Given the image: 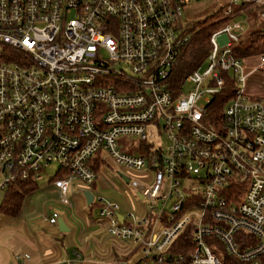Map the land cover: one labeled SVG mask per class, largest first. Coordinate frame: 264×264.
<instances>
[{
  "label": "built area",
  "instance_id": "built-area-1",
  "mask_svg": "<svg viewBox=\"0 0 264 264\" xmlns=\"http://www.w3.org/2000/svg\"><path fill=\"white\" fill-rule=\"evenodd\" d=\"M193 1L0 0V46L15 54L0 59V190L57 165L56 224L71 217L69 185L91 192L112 166L125 191L91 192L89 206L131 254L108 264H264V99L235 55L247 21L214 30L206 66L172 89ZM241 5L264 21L262 0H227L222 14ZM153 132L169 144L148 143ZM185 230L191 245L176 253ZM60 264L107 263L74 251Z\"/></svg>",
  "mask_w": 264,
  "mask_h": 264
},
{
  "label": "crops",
  "instance_id": "crops-1",
  "mask_svg": "<svg viewBox=\"0 0 264 264\" xmlns=\"http://www.w3.org/2000/svg\"><path fill=\"white\" fill-rule=\"evenodd\" d=\"M105 169L106 170H99L97 181L95 185L92 186L93 188H91V192H96L97 190L95 189H97V187L102 190L101 188L103 187L101 186V183L106 182L105 178L107 177L109 178V181H111V176L116 183L114 189L111 191L117 189L125 191V188L118 183L117 174L115 175L113 170L114 168L108 166ZM108 173L111 175H108ZM77 185H81V183L72 182L69 185L67 193L72 206L71 217H69L70 212L65 210L61 211L60 219L64 225L68 227V231L66 232L61 233L58 228V222L55 225L50 224L47 220V216L51 214L52 208L58 203L59 199L57 190L50 181L46 182V184L40 188H45L47 190V198L45 201H48L42 211L36 212L33 209V212L29 214V212L25 210L23 211V217L20 218V220L17 218L19 215L18 211L14 214L6 213L5 219L12 223L10 226L13 228L6 226L7 228H10L6 230V232H8L7 236H0V264H19L15 259L16 255H18L16 253H26L29 255V258L24 259L22 264H60L65 259L73 257L74 251H79L82 258L88 262L100 261L108 264L112 259L117 257H130V245H126V242L109 236L100 225L96 224L95 219H93L92 224L89 223V225L84 227V223L75 216V214H77L82 217L83 214H81V212H83L84 206L88 205L84 197V192L87 191V187L80 188ZM38 188L39 187L37 186L35 190ZM33 192L27 193L25 196L30 195ZM93 209V207L89 206V210L86 214V218H88L89 222L91 220ZM79 221L81 222L80 226L77 225V222ZM86 227H88L87 230L90 231V234L83 238L81 242L78 235L79 232ZM99 234H106V237L104 238L105 240H101L102 243L98 244L99 253L101 254L100 256L103 257L91 258L89 252L92 251V246L95 247L94 240ZM110 237L115 239V241L113 239L110 240ZM106 243L107 245H105Z\"/></svg>",
  "mask_w": 264,
  "mask_h": 264
},
{
  "label": "trees",
  "instance_id": "trees-1",
  "mask_svg": "<svg viewBox=\"0 0 264 264\" xmlns=\"http://www.w3.org/2000/svg\"><path fill=\"white\" fill-rule=\"evenodd\" d=\"M249 6L253 7L254 11H251L249 15L254 19H258L259 26L254 27L248 32L246 40H243L244 35L240 41L235 46V55L241 59H245L249 56L264 55V24L259 17V7L253 5H241L234 7L230 14H222V8L213 11L203 17L198 19L190 20L183 26L184 31L189 35V40L184 45L182 51L177 60V64L174 67L173 73L169 76L168 87L176 89L179 83L185 78V76L199 68L205 61L210 50L209 37L210 34L224 25L226 22L232 20V17L238 15L246 18L245 13L241 12L243 7ZM248 22V20H247ZM248 25V23H247ZM15 54L12 52L11 48L8 46H0V59L10 61L11 56ZM229 84L232 83L228 81ZM230 94L223 97H218L213 105H218L220 108L223 104L227 102ZM260 98V97H258ZM37 181H16L13 185H10L6 189L2 202L0 204V210L5 213L14 214L17 213L21 200L25 194L33 192L37 188ZM189 230H185L183 235H180L173 245V251L176 253L182 252L181 250L188 245L190 247L191 242L187 244V240L191 241L189 238ZM188 235V236H186ZM188 237V238H187ZM186 240V242H185Z\"/></svg>",
  "mask_w": 264,
  "mask_h": 264
},
{
  "label": "rangeland",
  "instance_id": "rangeland-1",
  "mask_svg": "<svg viewBox=\"0 0 264 264\" xmlns=\"http://www.w3.org/2000/svg\"><path fill=\"white\" fill-rule=\"evenodd\" d=\"M264 2V0H262ZM227 3V0H196L193 1L191 4H189L187 7H185L183 9V13H182V19H183V25H185L186 23L190 22V20L193 19H198L199 17H203L209 13H212L213 11H216L217 9H220L222 6H225ZM254 11L253 7H249V6H245L243 7V9H241L242 13H245L244 15H246L245 17L242 16H234L232 17V20H248V25L246 26V33L244 35L243 40H246L247 36H248V32H250V30L254 27L259 26V22L258 19H254L253 17H251L250 12ZM262 21V20H261ZM262 24H264V21H262ZM260 55H252L249 57H246L245 59H242V65L243 68L245 69V71H250L249 75L247 77L246 80V86H247V90L254 94L256 97H260L261 99H264V67L258 68L256 70H253V68L258 64H259V60H260ZM206 61L201 65L202 67L206 66ZM189 87H191L190 83H187L184 85L183 90L186 92ZM124 142L130 143L131 141H125V139L123 138ZM149 141H157L158 143L162 144L164 147L167 146L169 144V141L166 137H160L156 132H153V134L149 135L148 138V143ZM128 150L132 153H137V151L133 148V147H128ZM58 169V166L55 164H52L50 166H48L45 170V172L43 173V178L39 181H37V186L39 187L37 190H35L32 194L30 195H24V197L21 200V204L20 207L18 209V216L17 218L20 220V218L23 217V211L27 210L29 212V214H31L33 212V209L37 212V211H42L45 204L48 202L47 200L45 201V199L47 198V194H46V189H40L43 185L46 184V182H48L51 178L54 177L56 171ZM114 173L115 175L117 174V171L115 169ZM108 175H111L108 173ZM107 177V176H106ZM2 180V176L0 175V182ZM106 182L101 183V186L103 188H101V191L104 190H108L111 191L112 189H114V185L115 180L114 178L111 176L109 181V178H105ZM80 188L82 187H86L84 185H77ZM95 190H100L99 187H97V189ZM6 190H0V204L2 202V197L4 195ZM35 197V199H34ZM30 201V202H29ZM142 204V201H140ZM89 210V205H85L84 206V210L83 212H81L82 217L78 216L77 214H75L76 217H78L84 224V227L86 225H89L93 223V219H95L98 216V212L97 210H92V214H91V220L89 222L88 218H86V214ZM0 236L4 237L7 236L8 232H6L7 229L13 228L10 226V224H12L11 222L7 221L5 219V215L6 213L4 211L0 210ZM85 213V214H84ZM81 222H77V225L80 226ZM56 225V224H55ZM94 225V224H93ZM6 226H9L10 228H7ZM88 227L84 228L83 230H81L79 232V238L82 242L83 238L89 236L90 231L87 230ZM99 229V228H98ZM62 233V232H61ZM99 236V237H98ZM96 239L94 240L95 243V247L92 246V251L89 252V256L92 258H97V257H103L100 256L101 254L99 253V247L98 244L102 243L101 240H103L106 237V234H99ZM109 239V236H108ZM113 239L110 237V240ZM105 240V239H104ZM115 241V239H113ZM107 245V243L105 244ZM126 245H130V243H126ZM3 253V252H2ZM19 254V253H16ZM15 254V255H16ZM15 262V261H14ZM13 263V262H12Z\"/></svg>",
  "mask_w": 264,
  "mask_h": 264
},
{
  "label": "water",
  "instance_id": "water-1",
  "mask_svg": "<svg viewBox=\"0 0 264 264\" xmlns=\"http://www.w3.org/2000/svg\"><path fill=\"white\" fill-rule=\"evenodd\" d=\"M264 32V30H263ZM84 197L86 199V203L89 205L92 201V194L90 191H85L84 192ZM119 216V219H121V215H118ZM58 228L61 232H66L68 231V227L66 225H64V223L62 222V220L59 218L58 219Z\"/></svg>",
  "mask_w": 264,
  "mask_h": 264
}]
</instances>
